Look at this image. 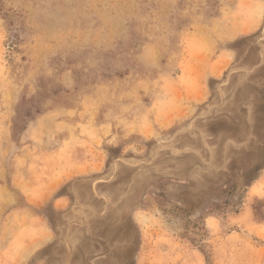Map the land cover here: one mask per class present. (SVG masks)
I'll return each mask as SVG.
<instances>
[{
	"label": "rangeland",
	"instance_id": "1",
	"mask_svg": "<svg viewBox=\"0 0 264 264\" xmlns=\"http://www.w3.org/2000/svg\"><path fill=\"white\" fill-rule=\"evenodd\" d=\"M0 264H264V0H0Z\"/></svg>",
	"mask_w": 264,
	"mask_h": 264
}]
</instances>
